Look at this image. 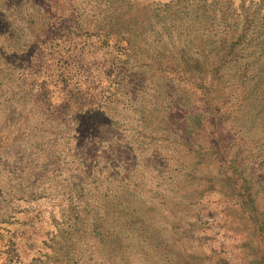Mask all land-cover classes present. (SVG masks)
I'll return each mask as SVG.
<instances>
[{
  "label": "rangeland",
  "instance_id": "obj_1",
  "mask_svg": "<svg viewBox=\"0 0 264 264\" xmlns=\"http://www.w3.org/2000/svg\"><path fill=\"white\" fill-rule=\"evenodd\" d=\"M0 264H264V0H0Z\"/></svg>",
  "mask_w": 264,
  "mask_h": 264
}]
</instances>
